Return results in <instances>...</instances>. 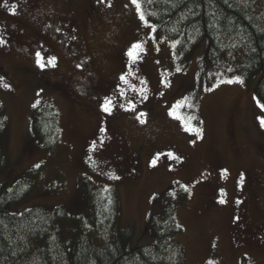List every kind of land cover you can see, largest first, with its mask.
Listing matches in <instances>:
<instances>
[{
    "label": "rangeland",
    "instance_id": "rangeland-1",
    "mask_svg": "<svg viewBox=\"0 0 264 264\" xmlns=\"http://www.w3.org/2000/svg\"><path fill=\"white\" fill-rule=\"evenodd\" d=\"M4 2L0 153L10 165L0 184L26 180L30 187L14 211L61 207L90 220L81 189L87 178L118 190L137 246L154 244V200L174 199L184 264L264 263V220L254 211L264 212V191L256 204L249 183H264L261 75L244 80L219 62L207 67V40L183 60L175 40L156 36L146 0H138L139 10L131 0ZM44 103L62 131L52 150L32 131L33 112Z\"/></svg>",
    "mask_w": 264,
    "mask_h": 264
},
{
    "label": "trees",
    "instance_id": "trees-1",
    "mask_svg": "<svg viewBox=\"0 0 264 264\" xmlns=\"http://www.w3.org/2000/svg\"><path fill=\"white\" fill-rule=\"evenodd\" d=\"M145 8L156 36L175 40L183 60L207 40V67L219 62L225 74L244 80L260 74L256 96L264 104V0H146ZM32 131L46 149L60 145L62 131L50 104L34 110ZM4 153L2 149L0 171L10 165ZM81 189L90 220L69 216L61 207L14 211L29 195V184L1 183L0 264H184L185 248L178 240L184 230L174 199L154 200L149 222L154 244L137 246L134 226L122 222L118 190L87 178ZM241 264L252 263L243 258Z\"/></svg>",
    "mask_w": 264,
    "mask_h": 264
},
{
    "label": "snow or ice",
    "instance_id": "snow-or-ice-1",
    "mask_svg": "<svg viewBox=\"0 0 264 264\" xmlns=\"http://www.w3.org/2000/svg\"><path fill=\"white\" fill-rule=\"evenodd\" d=\"M98 2H99V0H98ZM131 2H132V4L136 5L137 9L139 10L140 5H139V3H138V0H131ZM149 2H150V0H149ZM4 6H5V7H8L7 0H5V2H4ZM109 6H110V5H109ZM15 12H16V6L13 5L12 8H11V13H12V14H15ZM141 19H144V16H143L142 13H141ZM57 31H59V30L57 29ZM4 43H6V41H4L3 37L0 36V44H4ZM136 47H139V45H136ZM129 55L131 56V55H133V53H132V52H129ZM37 57L40 58V59H42V57L40 56V53H37ZM48 63H49V64H52V65L54 66V63H55V57L50 58L49 61H48ZM40 67H41V68L45 67V64H44V63H40ZM78 67H79V65H78ZM230 70H231V69H230ZM178 71H179V69H178ZM121 79H124V77H121ZM235 79H236V80H240L239 77H236ZM240 82L243 83L242 80H240ZM4 86H5V87H8L7 84H5ZM110 103H111V101H107V100H106L105 104L103 105V108H104V111H105V112H108V111H109V106H108V105H109ZM260 106H261L262 108H264V104H262V105H260ZM143 115H145V114L141 112V113L137 116V118L139 119V116H143ZM140 122H141V123H144L143 120H141ZM261 124L264 125V119L261 120ZM197 131H198V130H197ZM37 167H39V165H37ZM237 219H239V218H237ZM210 264H211V262H210Z\"/></svg>",
    "mask_w": 264,
    "mask_h": 264
},
{
    "label": "flooded vegetation",
    "instance_id": "flooded-vegetation-1",
    "mask_svg": "<svg viewBox=\"0 0 264 264\" xmlns=\"http://www.w3.org/2000/svg\"><path fill=\"white\" fill-rule=\"evenodd\" d=\"M78 104L80 105V107H83V103L81 100L78 102ZM249 183L251 186L250 191H252L251 197L253 198L254 202L256 201L255 203L257 204L259 203L258 201L263 197L264 183L258 178H255V180H252ZM254 211L256 218L264 220V212L261 208L254 207Z\"/></svg>",
    "mask_w": 264,
    "mask_h": 264
}]
</instances>
